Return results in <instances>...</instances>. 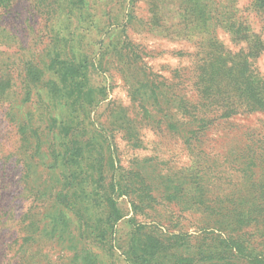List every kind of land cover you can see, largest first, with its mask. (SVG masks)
Returning <instances> with one entry per match:
<instances>
[{"label": "trees", "instance_id": "1", "mask_svg": "<svg viewBox=\"0 0 264 264\" xmlns=\"http://www.w3.org/2000/svg\"><path fill=\"white\" fill-rule=\"evenodd\" d=\"M138 1L125 2L124 24L108 20L119 30L118 42L107 48L101 40L97 50H88L82 40L77 45V35L66 33L69 21L61 20L84 18L88 0H39L56 27L50 30L52 48L45 60L22 65L19 94L26 109L17 111L23 116L15 115L14 121L22 197L30 207L11 247L17 264H114L116 256L126 264H264V136L247 137L244 147L223 161L205 146L221 121L264 114V80L257 71L254 75L247 56L232 66L222 60L221 45L210 34L234 19L226 13L224 20L216 0H184L183 16L168 8L160 13L152 0V28L184 31L188 38L195 32L197 38L192 53L197 62L187 80L192 94L181 80L168 83L153 74L127 33L136 21L129 9ZM253 5L264 18V0ZM194 25L198 29L192 30ZM243 30L237 34H247ZM253 40L258 49L264 47L259 37ZM110 65L120 67L141 122L174 134L192 150L189 168L162 174L150 160L128 169L119 165L114 136L93 117L107 95L92 83V70L96 66L106 73ZM182 75L176 72L175 78ZM13 86L2 73L0 100ZM117 121L113 125H126L127 131L135 128ZM128 137L139 147L138 130ZM122 200H128L134 215L125 240L119 235V224L128 216ZM164 203L195 216L196 234L180 223L166 231L161 222L138 221L137 216L160 217L158 207ZM3 223L0 211V232Z\"/></svg>", "mask_w": 264, "mask_h": 264}, {"label": "rangeland", "instance_id": "2", "mask_svg": "<svg viewBox=\"0 0 264 264\" xmlns=\"http://www.w3.org/2000/svg\"><path fill=\"white\" fill-rule=\"evenodd\" d=\"M216 1L219 11L222 14H231L234 19L231 24L226 21L223 25H217L210 34V37L215 38L221 45L219 52L225 56L222 60L232 66L233 63L245 61L247 56L254 75L256 76L257 71L259 77L264 80V47L258 49L253 40L254 37H259L264 41V18L255 9L254 0ZM88 2L87 14L84 17L86 20L62 17V21H69L66 33L77 35V45L82 40L84 44L89 45L88 50H97L101 40L105 47L111 48L112 43L118 42L120 33L115 32L118 29L108 20L112 17L117 24H124V16L127 14L125 2L128 0ZM208 2L210 3V0ZM155 4H158L160 13L167 12L168 8L183 16L184 0H157ZM212 7V4H209V8ZM209 8L206 10H210ZM153 10L152 0H140L129 9L136 18L134 23H129L127 31L129 39L140 54L141 62L148 66L153 74L163 77L168 83L181 80L182 87L188 94H192V87L187 80H191L193 64L197 62L192 57L197 39L193 37L195 32L188 38L184 31H179L178 35L173 33V30L164 33V29L152 28L150 25L153 22ZM227 17L229 16L226 14L224 20ZM167 18L175 21L171 13L167 14ZM52 26L56 27V21L47 14L45 8L40 7L39 0H0V75L5 74L14 84L8 91V96L0 100V211L4 221L0 232V264H17L11 247L19 236L18 222L30 207V203L22 197L20 183L22 169L18 161L20 141L14 121L15 115L23 116L17 111L26 109V106H21L19 94L22 65L26 61L45 60V55L52 48L50 45ZM238 28L246 29L242 32L247 34H237ZM194 29H198V26L194 25L192 30ZM167 33L169 35H165ZM203 38L207 39L205 35ZM257 49L261 53L260 56L256 54ZM236 55L240 57H235ZM110 66L106 73L96 66L92 70V83L99 89L105 88L107 95L106 100L94 109L93 117L105 129H109L111 136H114L119 165L128 169L134 167L138 161L150 160L152 168L162 174L176 173L189 168L194 162L192 150L174 134L164 130L158 131L141 122V114L132 101L120 67ZM176 72L184 75L180 79L175 78ZM118 119L120 121H117ZM126 120L135 125L132 132L126 130V125H123L124 127L113 125L116 121L122 124ZM136 130L141 140L139 147H134L128 140V136H133ZM208 136L209 142L207 141L205 146L213 148L212 156L216 155L220 161H223L226 155H231L232 158V154L238 153L244 147L247 137L264 136V114H243L225 122L221 121ZM121 206L128 214L119 224V235L125 240L131 231L129 218L134 215L131 213L128 200H122ZM180 208L164 203L158 207L160 217L137 216V219L147 224L152 220L155 223L161 222L160 227L166 231L177 230L175 226L180 223L186 231L196 234L193 226L195 216L189 212H181ZM54 260L55 257L53 263ZM113 260L111 259V262ZM114 261V264H126L118 256Z\"/></svg>", "mask_w": 264, "mask_h": 264}]
</instances>
